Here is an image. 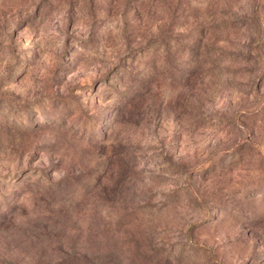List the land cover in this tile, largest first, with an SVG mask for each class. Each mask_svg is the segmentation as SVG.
Wrapping results in <instances>:
<instances>
[{
    "label": "clouds",
    "instance_id": "9594fccd",
    "mask_svg": "<svg viewBox=\"0 0 264 264\" xmlns=\"http://www.w3.org/2000/svg\"><path fill=\"white\" fill-rule=\"evenodd\" d=\"M0 264H264V0H0Z\"/></svg>",
    "mask_w": 264,
    "mask_h": 264
},
{
    "label": "rangeland",
    "instance_id": "374dc122",
    "mask_svg": "<svg viewBox=\"0 0 264 264\" xmlns=\"http://www.w3.org/2000/svg\"><path fill=\"white\" fill-rule=\"evenodd\" d=\"M12 4H13L14 7L17 8L18 11L22 10V8H23V0H12ZM37 11H39V8H37ZM91 39H93V40L95 39V34L94 33H93V36L91 37ZM220 55L221 56H226L227 55V50L226 49L225 50H221Z\"/></svg>",
    "mask_w": 264,
    "mask_h": 264
}]
</instances>
